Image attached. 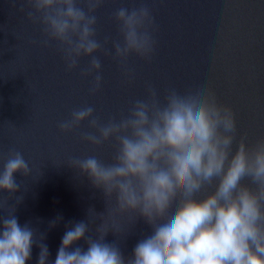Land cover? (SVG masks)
<instances>
[{
	"label": "clouds",
	"instance_id": "clouds-1",
	"mask_svg": "<svg viewBox=\"0 0 264 264\" xmlns=\"http://www.w3.org/2000/svg\"><path fill=\"white\" fill-rule=\"evenodd\" d=\"M20 11L40 25L44 47L57 46L68 71L80 69L93 78L90 95L103 83L97 54H115L131 78L132 55L151 60L156 23L146 2L120 7L114 14L121 39H98L97 12L105 0H26ZM83 58L90 63L80 68ZM147 98L137 99L128 115L102 120L94 106L74 109L58 125L61 133L87 123L81 139L103 147L116 142L111 162L96 155L70 159L68 166L86 177L105 198L106 212L88 209V219L66 228L52 264H264V138L249 145L241 137L233 109L222 104L212 88L181 93L166 91L163 100L151 83ZM235 146V147H234ZM24 155L12 149L0 161V193L16 196L15 205L0 201V264H28L33 246L38 264H49L50 252L42 234L37 242L31 223L21 225L17 206L24 200L16 175L31 176ZM208 189H212L210 192ZM138 219L152 229L125 257L118 242L107 243L111 232L119 236L120 220ZM96 220L95 236L91 225ZM57 216L49 223L55 228ZM87 250L74 247L79 242Z\"/></svg>",
	"mask_w": 264,
	"mask_h": 264
},
{
	"label": "water",
	"instance_id": "water-1",
	"mask_svg": "<svg viewBox=\"0 0 264 264\" xmlns=\"http://www.w3.org/2000/svg\"><path fill=\"white\" fill-rule=\"evenodd\" d=\"M146 2L156 23L155 51L151 60L132 55L131 78L115 58L98 53L103 83L95 95L80 69L68 71L57 46L44 47L40 25L20 11L26 0H0V161L15 149L24 155L32 172L16 175L24 200L17 206L21 225L31 223L37 242L44 234L50 257L55 261L67 227L88 219V209L106 212L101 191L68 166L70 159L96 155L111 162L113 140L95 147L81 139L87 123L71 133L58 125L74 109L94 106L104 121L128 115L137 99L147 98L151 83L161 100L170 88L181 93L200 87L212 88L219 101L236 115L238 145L241 137L251 146L264 138V0H105L98 10V39H121L114 14L120 7H139ZM90 63L83 58L80 68ZM235 147V146H234ZM212 189H208L210 192ZM16 196L0 193L11 207ZM6 212L0 210V217ZM62 216L55 228L49 223ZM101 221L91 225L94 228ZM119 236L111 232L107 243L118 242L125 257L132 256L139 240L152 229L138 219L121 218ZM74 247L87 250L84 241ZM34 245L28 264H38Z\"/></svg>",
	"mask_w": 264,
	"mask_h": 264
}]
</instances>
